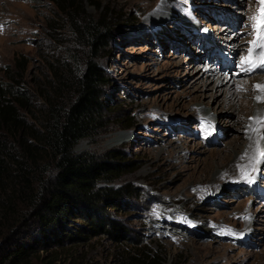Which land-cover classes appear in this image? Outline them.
<instances>
[{
	"label": "rangeland",
	"instance_id": "374dc122",
	"mask_svg": "<svg viewBox=\"0 0 264 264\" xmlns=\"http://www.w3.org/2000/svg\"><path fill=\"white\" fill-rule=\"evenodd\" d=\"M93 1L0 0V80L20 77L35 105L50 90L53 57L81 69L96 54L109 79L103 101L119 108L75 151L124 150L139 167L113 185L132 183L143 196L108 213L131 240L95 235L41 251L32 264H264V128L246 121L253 103L242 110L255 85L237 91L212 80L217 72L236 81L264 75L241 70L259 0ZM90 18L105 25L98 52L74 32ZM237 158L256 164L240 174L241 164L230 166Z\"/></svg>",
	"mask_w": 264,
	"mask_h": 264
},
{
	"label": "trees",
	"instance_id": "16d2710c",
	"mask_svg": "<svg viewBox=\"0 0 264 264\" xmlns=\"http://www.w3.org/2000/svg\"><path fill=\"white\" fill-rule=\"evenodd\" d=\"M78 21L74 32L98 52L107 40L105 25ZM95 56L81 69L53 57L50 90L35 105L20 77L0 80V264H32L41 251L95 235L131 240L127 227L108 213L121 211L123 198L143 196L132 183L113 185L138 169L137 160L118 148L103 155L75 151L83 139L103 132L104 118L119 108L103 101L109 79ZM64 92L66 103L57 98Z\"/></svg>",
	"mask_w": 264,
	"mask_h": 264
},
{
	"label": "snow or ice",
	"instance_id": "6c2138e0",
	"mask_svg": "<svg viewBox=\"0 0 264 264\" xmlns=\"http://www.w3.org/2000/svg\"><path fill=\"white\" fill-rule=\"evenodd\" d=\"M259 2L262 7L259 10L258 16L252 17L255 22L252 25L253 33H251L254 39L250 42L248 56L242 59V71H253L257 67L264 68V0H259ZM255 87L264 92V85H256ZM256 99L260 101L262 97H257ZM250 119L259 125L260 128H264V118L251 117ZM259 130V128L252 127L253 133H257ZM260 140L264 141V132H260ZM258 155L261 160H264V147L260 148ZM245 178L249 183L253 182V178L248 173H245Z\"/></svg>",
	"mask_w": 264,
	"mask_h": 264
},
{
	"label": "bare ground",
	"instance_id": "6f19581e",
	"mask_svg": "<svg viewBox=\"0 0 264 264\" xmlns=\"http://www.w3.org/2000/svg\"><path fill=\"white\" fill-rule=\"evenodd\" d=\"M247 49L248 48H246L245 50H246V52H247ZM259 51V50H258ZM244 54L242 53V56H243ZM248 55H247V53H246V55H245V57H247ZM241 58V57H240ZM236 59H238V58H236V57H234V61H235V63H236ZM242 62V61H241ZM224 63H223V66H222V68L224 67ZM228 66V65H227ZM242 67H243V65H241ZM206 69H208L209 71L210 70H212V67H206ZM234 69H233V67H232V69H231V72L233 71ZM239 70V69H238ZM242 70V69H241ZM258 70H260V67H257L255 70H253V71H243V72H246V73H248V74H251L252 72H254V71H258ZM236 73V72H235ZM241 74V73H240ZM212 80L215 82V85L216 86H218L219 85V87L220 86H223V85H226L228 88H230V89H237V91L238 90H240L242 87L244 88V89H247V88H249L250 89V85L252 84V83H254V85L256 86V85H264V75H261L260 77H258V78H256V80H254V81H250V79H244V80H242V81H236V79H233V78H231V77H228V76H225V75H221V76H218V72L216 73V75H214L213 77H212ZM213 82V83H214ZM223 89V88H222ZM235 89V90H236ZM241 94L239 93V96H240ZM253 95L255 96V100H252L251 102H246V101H242L243 103H245L243 106H242V110L244 109V110H247V104H251V103H253V106H254V109H255V111L253 112V117H260V118H263L264 117V92H262V91H260V90H258L256 87H255V91L253 92ZM257 97H262V99L260 100V101H258L256 98ZM234 102V101H233ZM203 104V103H202ZM252 105V104H251ZM233 109V108H232ZM251 109V108H250ZM252 110V109H251ZM248 111V110H247ZM253 111V110H252ZM250 112V111H249ZM248 112V113H249ZM243 113V112H242ZM251 113V112H250ZM249 113V114H250ZM206 114V116L208 115L209 116V119L211 118V115L209 114V113H205ZM215 118V117H214ZM246 120V119H245ZM244 120V121H245ZM216 121V120H215ZM247 122H249V126H250V124L253 122V120H246ZM245 121V122H246ZM256 124V123H255ZM257 125V124H256ZM258 127H259V125H257ZM249 136V135H248ZM254 140H255V138H254ZM258 143V142H257ZM240 144V143H239ZM246 144V143H245ZM259 145V144H258ZM245 147V146H244ZM224 158V157H223ZM238 160H236V161H234V162H232L231 164L232 165H230V166H234L235 164H241L242 163V160H240L239 158H237ZM256 164V160L254 159L253 161H251L250 163H243V164H241V165H239V167H238V169H239V172H240V174H244V171H246V170H250L252 167H253V165H255ZM263 166V165H262ZM227 171H231V170H228L227 169ZM217 178L218 177H216L215 179L217 180ZM213 180L214 182L216 181V180Z\"/></svg>",
	"mask_w": 264,
	"mask_h": 264
}]
</instances>
